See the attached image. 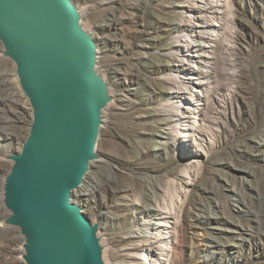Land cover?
Returning <instances> with one entry per match:
<instances>
[{"label":"rangeland","instance_id":"374dc122","mask_svg":"<svg viewBox=\"0 0 264 264\" xmlns=\"http://www.w3.org/2000/svg\"><path fill=\"white\" fill-rule=\"evenodd\" d=\"M72 1L94 35L96 68L112 96L96 149L103 160L91 163L72 193L100 225L106 264H133L147 250L140 229L157 218L149 206L173 215L176 236L162 264H264V0ZM202 25L217 29L200 49L211 55L202 57L208 83L180 88L171 76L200 74L189 65L201 63L179 60L173 45L198 39ZM2 49L0 42V99L15 102V64ZM20 89L14 113L0 110L10 132L0 137V221L8 213L1 200L7 156L20 150L32 116ZM175 94L197 106L189 138L179 137L182 127L172 131L177 116L167 103ZM234 195L242 198L241 209L233 206ZM21 242L16 227L0 226V264L22 263ZM158 252L148 251L156 258Z\"/></svg>","mask_w":264,"mask_h":264},{"label":"water","instance_id":"95a60500","mask_svg":"<svg viewBox=\"0 0 264 264\" xmlns=\"http://www.w3.org/2000/svg\"><path fill=\"white\" fill-rule=\"evenodd\" d=\"M2 55L32 110L4 177L2 223L22 237L21 264H106L100 225L72 201L96 152L110 87L72 0H0Z\"/></svg>","mask_w":264,"mask_h":264},{"label":"bare ground","instance_id":"6f19581e","mask_svg":"<svg viewBox=\"0 0 264 264\" xmlns=\"http://www.w3.org/2000/svg\"><path fill=\"white\" fill-rule=\"evenodd\" d=\"M201 27L202 28L200 29V31L198 33H196V35L199 36L198 39H195V40L190 39L189 41H187V44L176 43L173 45L175 47L177 46L175 49V52L180 54V57L178 58L179 60L185 61L184 58L187 57L189 59H195L201 63L199 66L195 63H191L189 65V68L195 70V72H200V74L197 73V74H190L189 75V74H185V72H182L180 74H174L173 76H171V78L174 81V84L176 86H179L180 88H186V89L189 88L190 89L189 86H191V90L194 88L203 89V87L205 88V86L208 83V81H207L208 78H207V76H205V72L207 71L206 68L208 66V63H207V59H205V58H210L211 55L207 52L200 54V49L202 48V46L207 47V44L203 43V42L209 43L212 41V39H214L213 36L217 35V29L209 28V27H206L205 25H202ZM202 57H205V58H202ZM15 76L17 79V75H15ZM16 82H18V84ZM11 83L13 84L12 86H14V93H15L14 95L16 96L15 102H17L16 104L18 106H20V103H18V101L20 102V99L17 98V96L19 95L18 86H19V88H21L19 85V81H18V79H17V81H15V78L11 77ZM178 90H180V89H178ZM178 90L174 89L173 92L178 93ZM171 97H174V99L175 98L177 99V100L169 101L167 103L168 105H170V107L174 111V114L177 116V117L173 118V120H172V122H173L172 123L173 124L172 131H175L176 127H178V126H179V128L182 127L183 130H181V132H179V137L189 138L191 136L190 133L192 132V130L194 128L193 126L198 121L197 119H196L197 121H193V119H192L193 117L197 118V116L195 115L198 113L197 112V106L194 105L193 103L189 102L187 96H181V95L175 94L174 96H171ZM15 102H13V99L10 100V99H7L5 97L1 98L0 99V110H3V111L10 110L14 113L15 109L18 107V106H16V104H14ZM11 106H13L14 109L9 108ZM182 125H185V126H182ZM6 129L7 128L4 125V121L1 120L0 121V132L1 131H3V132L0 133V137H8L9 136L10 132L7 131ZM177 135H178V133H177ZM173 138H174V136H173ZM169 141H168V137L165 136V141L162 140V143H168ZM101 160H103V159L101 157H98L95 160H93L92 162H97V161H101ZM188 169H185V172L188 173V175H189ZM184 176H185V174H184ZM95 178H96L95 175L92 176V180H91L92 183L95 180ZM80 187L73 190V192L80 189ZM89 190H90V192L93 190V186L91 184H90V189H89V187L84 189L85 193H87ZM172 196H173V194H172ZM233 197H234V202H236L233 204V206L237 207L238 209H241L243 207L242 198L238 195H234ZM175 200H176V198H174V196H173L171 198V204H174ZM144 208H145V206H144ZM172 209H173V205L171 206V210ZM139 212L141 215L140 216L141 219H144L143 212L141 210ZM148 213H150L151 216H157V218L153 221H147L145 219L143 221V225L145 227H144V229H140V230H141V232L144 233V236L146 239L145 241H147V240L150 241V244H149V247H147V250L144 253H142L141 256H139L137 258L135 256V258L133 259V264H162V261L168 260V257L170 255V250L173 248L172 244H170V241L176 236V233H174L175 230H173L171 228V225H170V218H173L172 212L167 211V210L162 211V209H156L152 206H149V212ZM3 225L4 224L2 223V220H1L0 226H3ZM149 230H151V231L149 232ZM147 232L150 234H146ZM144 236H143V238H144ZM153 236L155 237V240H152ZM158 241H161V243H157ZM166 241L168 242L167 244L165 243ZM155 250H156V252L159 251L158 253L160 254V257L156 258L153 255H152L153 257H150L149 253L150 252L152 253V251L154 253ZM148 251H149V253H148ZM21 252H22V249H21ZM140 259H141V262H140Z\"/></svg>","mask_w":264,"mask_h":264}]
</instances>
